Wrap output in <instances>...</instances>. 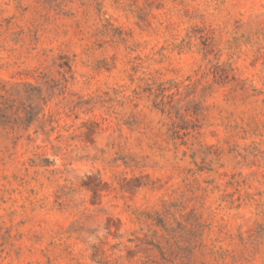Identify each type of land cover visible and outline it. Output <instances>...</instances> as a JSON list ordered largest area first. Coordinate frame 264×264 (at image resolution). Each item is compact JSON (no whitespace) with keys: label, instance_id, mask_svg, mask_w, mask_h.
Listing matches in <instances>:
<instances>
[{"label":"rangeland","instance_id":"1","mask_svg":"<svg viewBox=\"0 0 264 264\" xmlns=\"http://www.w3.org/2000/svg\"><path fill=\"white\" fill-rule=\"evenodd\" d=\"M0 264H264V0H0Z\"/></svg>","mask_w":264,"mask_h":264}]
</instances>
